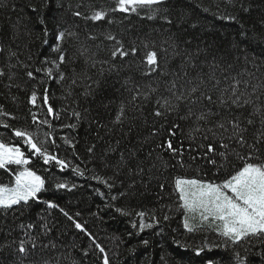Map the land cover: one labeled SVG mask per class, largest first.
I'll return each instance as SVG.
<instances>
[{
	"label": "trees",
	"instance_id": "obj_1",
	"mask_svg": "<svg viewBox=\"0 0 264 264\" xmlns=\"http://www.w3.org/2000/svg\"><path fill=\"white\" fill-rule=\"evenodd\" d=\"M153 8L159 11L122 12L118 0H0V141L19 147L26 167L44 180L36 199L0 208V264L20 259L21 240L29 248L24 264H104L105 255L109 264H238L237 252L247 264H264V240L225 247V238L211 228L189 232L174 190L178 177L221 183L242 166L235 157L226 169L204 162L209 128L242 155L252 151L230 143L218 121L238 117L249 145L264 130L260 116L252 115L255 107L264 111V0H165ZM100 11L103 19H91ZM61 32L63 41L57 39ZM121 45L125 51L135 47L136 54L114 58ZM148 50L158 53L155 72L146 64ZM236 80L244 93L240 100L253 103L221 106L219 97L224 92L228 100ZM193 86L200 88L193 99L207 93L216 103L175 99ZM165 99L177 110L162 107ZM209 109L215 114L197 121ZM157 110L166 115L155 116ZM249 118L254 124H247ZM16 130L32 134L42 151L67 166L46 162ZM169 138L181 155L158 147ZM257 147L264 153V141ZM7 168L0 169V183L13 182L21 169ZM142 223L152 227L141 231ZM189 223L198 225V217Z\"/></svg>",
	"mask_w": 264,
	"mask_h": 264
},
{
	"label": "snow or ice",
	"instance_id": "obj_2",
	"mask_svg": "<svg viewBox=\"0 0 264 264\" xmlns=\"http://www.w3.org/2000/svg\"><path fill=\"white\" fill-rule=\"evenodd\" d=\"M165 0H118V10L122 12H137L138 9L150 8L153 13L159 11L158 8H153V6L162 5ZM231 2V0H229ZM240 7L244 11H248L243 4ZM80 15V13H76ZM106 13L100 11L96 12L91 19L101 20L104 18ZM149 18H153L150 16ZM229 19H235V17H229ZM264 23V21H262ZM65 34L63 32L59 33L57 39L63 41ZM108 39L115 40V37L109 36ZM47 43V40L44 41ZM119 43V42H118ZM147 47V45H145ZM4 51L3 47H0V52ZM55 51L59 52L60 48L57 46ZM137 49L135 47L130 48L125 51L122 45L112 51V56L115 58L117 55L120 57H127L129 55H135ZM15 55V53H12ZM65 57L63 55L59 56V61L62 63ZM146 64L149 67V72H155L159 68L158 53L155 50H148L145 52ZM59 68V64H56ZM37 72L40 69L36 70ZM52 68L47 69V75L51 77ZM147 74V73H146ZM0 75H4L3 70H0ZM29 77H33V72L29 71L27 73ZM61 80L64 77L61 75ZM97 87L100 86L99 81H95ZM203 83V81H201ZM218 83V82H217ZM241 81L236 80L234 85H230L231 95L228 100L224 99V92H222L219 97V103L221 106L228 104L229 100L231 104L235 105L237 108H243L246 105L253 103L250 99L240 100V97L244 93L239 92V85ZM175 82H173V87ZM260 87V85H256ZM155 91V90H153ZM200 91L199 86H193L187 93H181L175 95V99L180 102H187L190 100L192 105L201 103L202 100H206L209 104H214L216 101L213 100L211 95L207 93H201V96H196L192 98L195 93ZM227 91V90H225ZM30 102L35 105L37 102V95L35 92L32 93ZM43 102L48 103V96L45 92L43 96ZM159 104L160 102L157 101ZM162 107L166 110L175 111L178 108L177 105H172L168 99H165ZM49 113H52L53 109L51 106L47 108ZM194 114L192 108H189L188 116ZM209 109L207 112H201L197 116V121H207L212 115ZM78 115V114H77ZM124 115V108L121 107L120 115L117 117V121ZM157 117H164L166 115L165 111L157 110L154 113ZM253 116H260V124L262 129H264V111L259 107H255L252 113ZM188 116L181 117L182 119L188 118ZM33 122L35 123V116L33 117ZM253 119H247V124H254ZM43 123H46L44 121ZM230 125V129L228 127ZM175 127H179L175 125ZM217 129H222L223 132L229 133L226 139L230 143L239 144L241 147H248L252 151L245 155L237 152L234 148H230L229 143H224V136L221 133L217 136V132L209 128L208 133H211V137L207 134L203 136L205 141H208L206 145H203V156L202 159L208 165L213 166L217 169H226L227 165L231 162V158L242 161V166L235 169L234 172L230 173L226 179L221 183L205 182L200 179H186V178H176L174 184V190L178 193L179 200L182 201V209L186 213L184 218V227L189 231H196L199 228H211L216 231L220 236L225 238V247L228 243L233 245H238L242 241H248L255 237L260 240H264V153H261L257 145L264 141V130L260 133V138L251 145L248 144L245 139L244 133L247 132L246 128L241 127V122L238 117H233L231 120L226 122H217ZM196 132H201L202 129L197 127L194 129ZM171 135H175L174 132ZM16 137H21L24 142L38 154H40L45 161H56L61 167H66L64 161L58 160L55 156L49 155L46 151H42L38 147L37 143L34 142L32 134L27 131L16 130ZM215 142V145H214ZM158 147L162 148L164 151L168 152L171 156L181 155V150L173 145L172 140L165 139L162 141ZM220 149H223L221 151ZM151 155V153H150ZM217 157L219 159H217ZM159 159V157H157ZM193 160L196 157H192ZM28 160L24 158V153L19 147L9 146L4 143H0V169H6L9 165L15 164H27ZM165 165L167 162H164ZM178 163L183 166L184 161L181 159ZM142 171V169H141ZM44 180L38 176L34 171L25 169L19 172L15 177V186L8 187L7 185L0 184V208L10 209L14 205H20L22 202L27 203L29 200H34L37 198V194L43 189ZM57 187H67L65 184H59ZM163 188V185H160ZM49 207H56L54 204H49ZM117 211H122L117 209ZM127 214V213H125ZM67 215V213H65ZM141 217L145 213H139ZM198 217L199 224L193 225L189 223V219L195 220ZM71 219V217H69ZM164 219H168L167 216ZM31 227V225H29ZM77 229H81L82 225L79 223L75 224ZM136 227V225H133ZM151 228V224H141L140 230L143 231L144 228ZM147 244V241H144ZM27 242L21 240L17 248V252L22 254L20 259L14 261L13 264H24V257L29 253V248L26 247ZM36 243L31 242V248L35 249ZM99 247V246H98ZM247 252V249L245 250ZM100 252L103 253L104 249L100 248ZM236 258L238 264H247V258L241 257L240 253H236ZM104 264H109L107 255L104 256Z\"/></svg>",
	"mask_w": 264,
	"mask_h": 264
},
{
	"label": "rangeland",
	"instance_id": "obj_3",
	"mask_svg": "<svg viewBox=\"0 0 264 264\" xmlns=\"http://www.w3.org/2000/svg\"><path fill=\"white\" fill-rule=\"evenodd\" d=\"M0 143H2V142L0 141ZM12 165L17 166V167H21V169H17V170H16V175H17L19 172L24 171L25 169H29V168L26 167V164H20V165L12 164ZM7 169L11 171L10 168H7ZM29 170H31V169H29ZM31 171H33V170H31ZM36 174H37V173H36ZM16 175H15V177H16ZM37 175H38V174H37ZM38 176H39V175H38ZM0 184H2V185H7L8 187H14V186H15V178H14L13 182H11V183H8V184L0 183Z\"/></svg>",
	"mask_w": 264,
	"mask_h": 264
}]
</instances>
